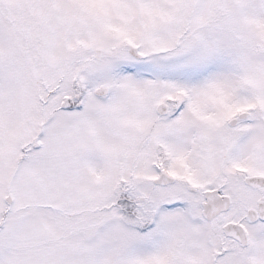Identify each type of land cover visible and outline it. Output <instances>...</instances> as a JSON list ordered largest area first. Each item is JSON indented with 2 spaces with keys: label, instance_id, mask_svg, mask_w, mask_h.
<instances>
[{
  "label": "snow or ice",
  "instance_id": "1",
  "mask_svg": "<svg viewBox=\"0 0 264 264\" xmlns=\"http://www.w3.org/2000/svg\"><path fill=\"white\" fill-rule=\"evenodd\" d=\"M0 264H264V0H0Z\"/></svg>",
  "mask_w": 264,
  "mask_h": 264
}]
</instances>
